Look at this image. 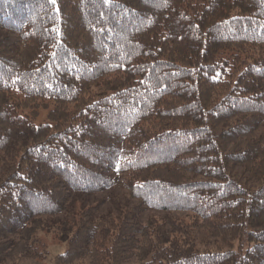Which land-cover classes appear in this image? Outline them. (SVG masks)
<instances>
[{
    "label": "trees",
    "instance_id": "obj_1",
    "mask_svg": "<svg viewBox=\"0 0 264 264\" xmlns=\"http://www.w3.org/2000/svg\"><path fill=\"white\" fill-rule=\"evenodd\" d=\"M0 164V264H264V0H0Z\"/></svg>",
    "mask_w": 264,
    "mask_h": 264
},
{
    "label": "rangeland",
    "instance_id": "obj_2",
    "mask_svg": "<svg viewBox=\"0 0 264 264\" xmlns=\"http://www.w3.org/2000/svg\"><path fill=\"white\" fill-rule=\"evenodd\" d=\"M95 90V88H94ZM93 90V91H94ZM20 100V99H18ZM53 105L50 103L47 109L42 107H37L32 111H22V113L32 119L35 125H40L46 123V118L48 113L52 110ZM3 170V166L0 164V172ZM85 206H96L98 209V214L101 215L104 219L116 222L117 214L119 210L130 209L136 205V201L132 200L128 194L120 187L115 188L113 191L104 192L100 195H94L90 197H84ZM76 209L79 210V202L75 204ZM172 219L173 221L183 222L184 224H192L193 217L185 213H171L170 215L164 212H155V211H145L141 216V222L145 223L147 220H154L162 223L166 218ZM38 237L40 245L39 249L43 251L45 257L42 259L34 260H19L16 262H10L6 264H55L54 258L57 255L63 254L66 250V244L62 242L59 238L60 236L53 230L43 229L36 234ZM218 246L219 243H218Z\"/></svg>",
    "mask_w": 264,
    "mask_h": 264
},
{
    "label": "snow or ice",
    "instance_id": "obj_3",
    "mask_svg": "<svg viewBox=\"0 0 264 264\" xmlns=\"http://www.w3.org/2000/svg\"><path fill=\"white\" fill-rule=\"evenodd\" d=\"M55 2V0H53V3Z\"/></svg>",
    "mask_w": 264,
    "mask_h": 264
}]
</instances>
